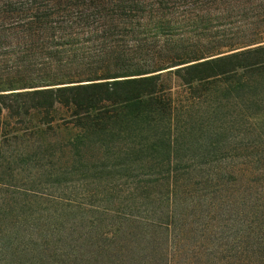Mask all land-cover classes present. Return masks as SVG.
<instances>
[{
    "label": "trees",
    "instance_id": "16d2710c",
    "mask_svg": "<svg viewBox=\"0 0 264 264\" xmlns=\"http://www.w3.org/2000/svg\"><path fill=\"white\" fill-rule=\"evenodd\" d=\"M253 125L264 127V0L0 2V173L51 160L129 191L118 209L59 201L79 213L29 219L9 234L26 256L12 263L153 264L164 203L174 211L214 146Z\"/></svg>",
    "mask_w": 264,
    "mask_h": 264
},
{
    "label": "rangeland",
    "instance_id": "374dc122",
    "mask_svg": "<svg viewBox=\"0 0 264 264\" xmlns=\"http://www.w3.org/2000/svg\"><path fill=\"white\" fill-rule=\"evenodd\" d=\"M250 17L252 13L247 22ZM214 147L203 174L182 184L174 211L164 203L169 225L159 231L162 237L158 234V238L163 240L153 264H264V127L253 125L247 133L233 132L225 143ZM50 163L17 165L13 171L8 167L0 173L8 184L0 191V208L8 215H0V264H15L12 251L21 256L20 262L25 260L8 237L17 230L29 231V219L42 227L54 225L48 218H56L51 215L60 210L68 215L79 213L59 201L118 209L128 196L125 186L108 194L104 186L98 187L109 177L100 179L97 173L101 172L94 166ZM146 207H140L143 214ZM3 248L8 251L4 253Z\"/></svg>",
    "mask_w": 264,
    "mask_h": 264
}]
</instances>
